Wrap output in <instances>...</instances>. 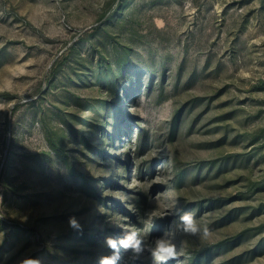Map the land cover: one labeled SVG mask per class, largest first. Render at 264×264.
<instances>
[{
    "label": "rangeland",
    "instance_id": "374dc122",
    "mask_svg": "<svg viewBox=\"0 0 264 264\" xmlns=\"http://www.w3.org/2000/svg\"><path fill=\"white\" fill-rule=\"evenodd\" d=\"M174 207L214 235L169 264H264V0H0V264H97Z\"/></svg>",
    "mask_w": 264,
    "mask_h": 264
},
{
    "label": "clouds",
    "instance_id": "9594fccd",
    "mask_svg": "<svg viewBox=\"0 0 264 264\" xmlns=\"http://www.w3.org/2000/svg\"><path fill=\"white\" fill-rule=\"evenodd\" d=\"M169 215L176 219H173L168 228L160 236L155 237L151 244H146L137 230H125L118 236H106L104 245L109 250V254L100 256L97 264H121L124 253L128 254L126 264H135L146 252L152 257L153 264H169V261H176L180 255L174 242L177 232L199 241L212 240L214 233L209 223L198 219L193 211L174 207ZM67 223L74 232L83 233V225L76 216H70ZM17 264H45V262L42 258L29 255L19 259Z\"/></svg>",
    "mask_w": 264,
    "mask_h": 264
}]
</instances>
